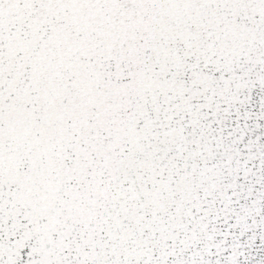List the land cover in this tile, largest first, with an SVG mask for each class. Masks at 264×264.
<instances>
[{
	"label": "snow or ice",
	"instance_id": "1",
	"mask_svg": "<svg viewBox=\"0 0 264 264\" xmlns=\"http://www.w3.org/2000/svg\"><path fill=\"white\" fill-rule=\"evenodd\" d=\"M0 264H264V0H0Z\"/></svg>",
	"mask_w": 264,
	"mask_h": 264
}]
</instances>
